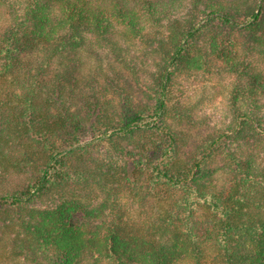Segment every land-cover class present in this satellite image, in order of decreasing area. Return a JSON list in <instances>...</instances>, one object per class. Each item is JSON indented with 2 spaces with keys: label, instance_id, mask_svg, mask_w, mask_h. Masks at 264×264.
I'll list each match as a JSON object with an SVG mask.
<instances>
[{
  "label": "trees",
  "instance_id": "1",
  "mask_svg": "<svg viewBox=\"0 0 264 264\" xmlns=\"http://www.w3.org/2000/svg\"><path fill=\"white\" fill-rule=\"evenodd\" d=\"M256 58L264 0H0V264H264Z\"/></svg>",
  "mask_w": 264,
  "mask_h": 264
},
{
  "label": "rangeland",
  "instance_id": "2",
  "mask_svg": "<svg viewBox=\"0 0 264 264\" xmlns=\"http://www.w3.org/2000/svg\"><path fill=\"white\" fill-rule=\"evenodd\" d=\"M257 73L262 74L264 79V59L256 58ZM216 75L209 73L205 74L202 80L195 76H186V81L183 84L186 87L185 101L190 105H197L201 109L211 112L213 116L223 115L228 111L227 100L225 99L226 87L222 85L223 80H218ZM226 81V79H225ZM223 86V90H222ZM223 91V92H221ZM79 216H81L79 214Z\"/></svg>",
  "mask_w": 264,
  "mask_h": 264
}]
</instances>
